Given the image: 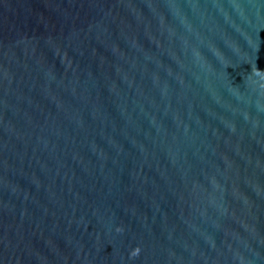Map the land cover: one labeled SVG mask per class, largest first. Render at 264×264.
Listing matches in <instances>:
<instances>
[{"label":"water","instance_id":"1","mask_svg":"<svg viewBox=\"0 0 264 264\" xmlns=\"http://www.w3.org/2000/svg\"><path fill=\"white\" fill-rule=\"evenodd\" d=\"M0 264H264V0H0Z\"/></svg>","mask_w":264,"mask_h":264}]
</instances>
